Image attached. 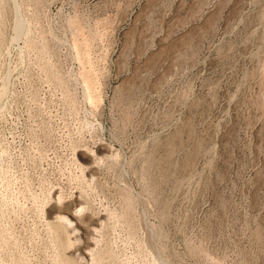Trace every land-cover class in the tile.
<instances>
[{"label":"rangeland","instance_id":"374dc122","mask_svg":"<svg viewBox=\"0 0 264 264\" xmlns=\"http://www.w3.org/2000/svg\"><path fill=\"white\" fill-rule=\"evenodd\" d=\"M0 264H264V0H0Z\"/></svg>","mask_w":264,"mask_h":264},{"label":"clouds","instance_id":"9594fccd","mask_svg":"<svg viewBox=\"0 0 264 264\" xmlns=\"http://www.w3.org/2000/svg\"><path fill=\"white\" fill-rule=\"evenodd\" d=\"M89 155L91 156H94L96 155L95 152H92V153H89ZM78 217L79 216H82V215H86V214H89V209L86 207V206H81L79 207L77 210H76V213H75Z\"/></svg>","mask_w":264,"mask_h":264}]
</instances>
